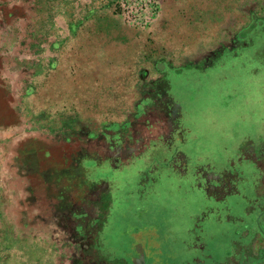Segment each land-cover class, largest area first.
<instances>
[{
	"label": "rangeland",
	"instance_id": "1",
	"mask_svg": "<svg viewBox=\"0 0 264 264\" xmlns=\"http://www.w3.org/2000/svg\"><path fill=\"white\" fill-rule=\"evenodd\" d=\"M261 185L264 0H0V264H254Z\"/></svg>",
	"mask_w": 264,
	"mask_h": 264
},
{
	"label": "crops",
	"instance_id": "2",
	"mask_svg": "<svg viewBox=\"0 0 264 264\" xmlns=\"http://www.w3.org/2000/svg\"><path fill=\"white\" fill-rule=\"evenodd\" d=\"M260 186V185H259ZM259 194H262V193H264V191H263V185H261V187H260V189H259V191H257ZM258 211L260 212V215H259V217H264V208H262V207H260L259 206V209H258ZM264 236V235H263ZM250 249H251V247H250ZM262 252H264V250H262ZM254 254H257V252H254ZM255 262H254V264H263V262H264V260H259V259H257V260H254ZM263 261V262H262Z\"/></svg>",
	"mask_w": 264,
	"mask_h": 264
}]
</instances>
